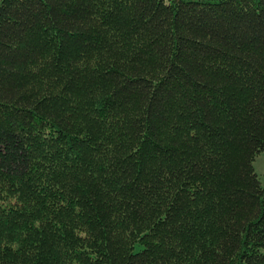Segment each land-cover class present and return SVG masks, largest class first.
<instances>
[{
  "label": "trees",
  "instance_id": "obj_1",
  "mask_svg": "<svg viewBox=\"0 0 264 264\" xmlns=\"http://www.w3.org/2000/svg\"><path fill=\"white\" fill-rule=\"evenodd\" d=\"M262 151L264 0H0V264H264Z\"/></svg>",
  "mask_w": 264,
  "mask_h": 264
},
{
  "label": "rangeland",
  "instance_id": "obj_2",
  "mask_svg": "<svg viewBox=\"0 0 264 264\" xmlns=\"http://www.w3.org/2000/svg\"><path fill=\"white\" fill-rule=\"evenodd\" d=\"M254 165L256 168V171L262 181V183L264 184V151H262L256 158V160L254 161ZM142 246L141 245H136V250L141 249Z\"/></svg>",
  "mask_w": 264,
  "mask_h": 264
}]
</instances>
